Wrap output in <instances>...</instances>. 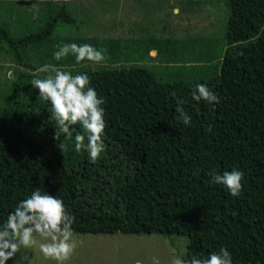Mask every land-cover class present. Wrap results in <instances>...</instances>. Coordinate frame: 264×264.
Segmentation results:
<instances>
[{
  "label": "trees",
  "instance_id": "obj_1",
  "mask_svg": "<svg viewBox=\"0 0 264 264\" xmlns=\"http://www.w3.org/2000/svg\"><path fill=\"white\" fill-rule=\"evenodd\" d=\"M57 1L39 0L37 12L34 1L13 8L24 20L21 30L0 22V49L12 58L0 77V221L41 187L63 196L76 217L75 233L186 234L188 255L207 256L223 246L233 264H264V0H228L220 71L192 81H160L144 65H121L118 53L139 43L85 30L95 15L85 9L89 0ZM59 22L67 30L62 35L55 32ZM147 23L155 27L152 35L166 37L159 22ZM71 41L106 49L105 64L85 60L82 66L72 53L55 60L56 46ZM45 63L87 72L105 96V149L95 162L70 142L62 150L54 138L50 104L31 85ZM197 82L219 102L194 100ZM177 98L191 125L177 119ZM232 167L245 172L239 196L210 182L211 170Z\"/></svg>",
  "mask_w": 264,
  "mask_h": 264
},
{
  "label": "rangeland",
  "instance_id": "obj_2",
  "mask_svg": "<svg viewBox=\"0 0 264 264\" xmlns=\"http://www.w3.org/2000/svg\"><path fill=\"white\" fill-rule=\"evenodd\" d=\"M31 1H34L33 8L36 12L42 11L39 0H0V22L8 20L12 23L11 27L14 30H16L15 27L21 30L24 20L16 16L12 9L22 10L27 3L31 7ZM53 1L55 5L61 3ZM115 1L119 2L118 8L117 4H114ZM120 1L86 2V11L88 13L94 11L95 15L93 19L85 22L84 28L85 30L89 28L94 33L103 32L107 38L131 39L127 44L139 43L137 50L132 48L126 53L119 52L121 65H144L154 72L160 81H192L220 71L227 48L226 30L230 13L228 0H178L177 6L172 3L174 7H177V12L174 8L164 6L163 3L170 0ZM165 10H167L166 13H164ZM132 12L142 15L158 14V16L163 13L164 19L158 23L157 28L170 41L166 40V37L161 41L152 35L151 27L141 18V22H137L135 28L131 29L133 34L128 33L131 25L126 26L125 18L133 17ZM122 16L125 17L120 20ZM63 24L59 22L57 26L55 32L58 35L67 31L63 28ZM151 47L156 50L149 52ZM157 52V56H152ZM10 55L0 49V77H5L8 66H12ZM81 65L76 68L81 69ZM74 234L79 244L64 264H137L138 261L140 264H152L153 256L159 257L161 264H171L173 255L180 247H185L187 251L189 241L188 235L177 233L124 234L118 232L115 236L93 233ZM27 252L31 264H56L55 260L44 257L38 248L29 249ZM19 255L18 253L17 256ZM14 259H10L8 264H13Z\"/></svg>",
  "mask_w": 264,
  "mask_h": 264
},
{
  "label": "clouds",
  "instance_id": "obj_3",
  "mask_svg": "<svg viewBox=\"0 0 264 264\" xmlns=\"http://www.w3.org/2000/svg\"><path fill=\"white\" fill-rule=\"evenodd\" d=\"M125 23L127 27L130 25V17L125 18ZM128 33L133 34L131 28ZM155 37L160 38L157 35ZM152 50L156 48L150 52ZM69 53L74 55L76 62L87 60L105 64L106 49L87 42L61 43L52 55L59 61ZM157 55L158 52L152 56ZM36 72L43 75H33L31 85L38 88L39 96L50 104V114L55 117L54 138L60 140L59 146L64 150L65 142H70L76 151L86 150L88 157L95 162L105 149V96L91 83L87 72L74 73L65 65L52 63L40 65ZM191 95L194 100L209 104L218 103L220 99L204 82H197ZM182 105L183 101L177 98V119L184 125H191L192 117ZM77 124L82 131L75 130L73 126ZM209 175L211 183L222 185L233 196L241 195L245 182L243 169L232 167L223 172L211 170ZM75 219L62 195L34 187L0 221V264H8L12 258H15L13 264H25L26 261L31 264L27 250L37 248L44 257L55 260L56 264H64L79 244L73 228ZM152 264H161L159 257L153 256ZM171 264H233V257L231 251L223 246L207 256L188 255L182 246L173 255Z\"/></svg>",
  "mask_w": 264,
  "mask_h": 264
},
{
  "label": "crops",
  "instance_id": "obj_4",
  "mask_svg": "<svg viewBox=\"0 0 264 264\" xmlns=\"http://www.w3.org/2000/svg\"><path fill=\"white\" fill-rule=\"evenodd\" d=\"M77 1H79L81 4H84L83 0H77ZM177 1H178V0H170V2H166V3H163V4H164V6H165L166 8H174V11L177 12V7H174L173 4H172V3H174L175 6H177V5H176ZM120 2H124V0H121ZM166 11H167V10H165L164 13H166ZM169 13H171V11H170ZM132 14H134V16H133V17H130V25H131V29H134L136 23H137V22H141V19H143V20L145 21V23H146L149 27H151V32H153V30L155 29V27H153L152 25H150L149 23H147V21H154V22H157V23H158V21L160 22V21H162V20L164 19V18H163V17H164V16H163V13H161L160 16H158V14H145V15H142V14H139V13H137V12H132ZM174 14H175V13H174ZM122 18H124V16H122V17L120 18V20H121ZM140 18H141V19H140ZM131 31L133 32V30H131Z\"/></svg>",
  "mask_w": 264,
  "mask_h": 264
},
{
  "label": "water",
  "instance_id": "obj_5",
  "mask_svg": "<svg viewBox=\"0 0 264 264\" xmlns=\"http://www.w3.org/2000/svg\"><path fill=\"white\" fill-rule=\"evenodd\" d=\"M10 75H11V76H13V75H14V72H13V71H11V72H10Z\"/></svg>",
  "mask_w": 264,
  "mask_h": 264
}]
</instances>
